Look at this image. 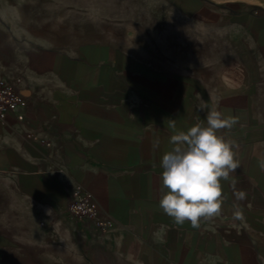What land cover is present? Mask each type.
I'll return each mask as SVG.
<instances>
[{
  "label": "crops",
  "instance_id": "1",
  "mask_svg": "<svg viewBox=\"0 0 264 264\" xmlns=\"http://www.w3.org/2000/svg\"><path fill=\"white\" fill-rule=\"evenodd\" d=\"M211 1L174 0L180 19L225 36L208 59L168 43L164 58H145L135 42L56 41L0 2V77L19 78L25 99L0 121V264H264V10ZM211 110L237 120L218 134L240 166L221 180V215L177 225L159 206L160 161ZM76 186L107 225L67 213Z\"/></svg>",
  "mask_w": 264,
  "mask_h": 264
},
{
  "label": "rangeland",
  "instance_id": "2",
  "mask_svg": "<svg viewBox=\"0 0 264 264\" xmlns=\"http://www.w3.org/2000/svg\"><path fill=\"white\" fill-rule=\"evenodd\" d=\"M16 6L27 18L29 26H44L55 33L56 41H80L105 38L109 42L140 44L141 57L164 58L165 44L172 45V53H185L192 59L201 55L211 58L215 49H227L225 36L213 35L211 24H194L180 19L174 0H0ZM209 2H212L209 0ZM10 7V8H9ZM13 10V9H12ZM226 11H232L227 7ZM195 26H202L200 34ZM54 30V31H51ZM216 41V42H215ZM182 48L180 49V45ZM168 53V51L166 52ZM158 55V56H157ZM30 254V253H29ZM20 260L17 264H22ZM43 264H52L49 258ZM55 264H68L66 256Z\"/></svg>",
  "mask_w": 264,
  "mask_h": 264
},
{
  "label": "clouds",
  "instance_id": "3",
  "mask_svg": "<svg viewBox=\"0 0 264 264\" xmlns=\"http://www.w3.org/2000/svg\"><path fill=\"white\" fill-rule=\"evenodd\" d=\"M206 119V126L197 124L172 135L173 147L160 161L163 171L159 206L177 225L189 222L191 227L199 228L202 219L221 215L224 199L221 180H229L240 166L234 151L236 142L218 134L221 129H231L237 120L225 118L217 110L209 111ZM168 123L175 128L174 120ZM158 146L157 140L154 147ZM259 167L264 171V159L259 161ZM245 198L243 191L236 193L237 200ZM233 219H242L238 207Z\"/></svg>",
  "mask_w": 264,
  "mask_h": 264
},
{
  "label": "built area",
  "instance_id": "4",
  "mask_svg": "<svg viewBox=\"0 0 264 264\" xmlns=\"http://www.w3.org/2000/svg\"><path fill=\"white\" fill-rule=\"evenodd\" d=\"M260 7L264 10V0H261ZM19 78L0 77V121L16 110L18 106L25 105V99L18 90ZM46 146L49 142L40 140ZM67 213L78 220L93 222L97 227L102 228L108 222L98 215V209L90 194L80 186H76L66 202Z\"/></svg>",
  "mask_w": 264,
  "mask_h": 264
}]
</instances>
